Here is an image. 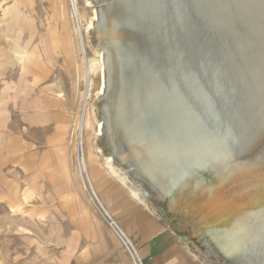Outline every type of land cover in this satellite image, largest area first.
<instances>
[{
    "label": "rangeland",
    "instance_id": "374dc122",
    "mask_svg": "<svg viewBox=\"0 0 264 264\" xmlns=\"http://www.w3.org/2000/svg\"><path fill=\"white\" fill-rule=\"evenodd\" d=\"M130 3L128 9L127 0H69L71 12L77 8L81 13L82 31H76L71 18V60H68L71 64V120L66 152L71 154L82 191L90 196L89 184L96 187L92 174L100 172L105 175L102 184L108 193L113 190L111 187L131 195V189H136L139 200L155 207L179 228L192 249L209 264H223V261L204 254L199 243L202 237L208 242L211 254L226 258L225 264H264V0H158L154 20L147 19L145 14L139 15L134 10L133 0ZM90 22L92 28H89ZM138 43L146 47V53L149 51V59L136 50ZM99 55L105 67L91 75L90 97L85 100L86 86L84 82L80 84L81 71L86 70V59H99ZM141 60L147 62L148 67ZM140 63L143 65L139 69ZM132 64L138 65V70L134 71L136 81L128 66ZM146 74L150 75L146 78ZM128 79L137 85V92ZM100 91L102 94L96 96ZM116 92L120 94L115 97L118 107L124 101L118 111L125 108L122 109L124 114L118 112V121L114 123L118 126L113 125V128L109 124L115 121L116 115L107 105V96L111 98ZM155 103L161 110L168 106L174 108L173 111L177 108L178 115L180 110L185 112L183 117L170 118L172 125L167 141L173 154L186 157L192 152L196 156V161L188 162L185 169L191 173L202 169L215 184L214 195L198 191L192 195L182 193L179 196L181 207L174 208L170 206L172 195L162 197L133 173L128 174V182H123L120 177L127 174L128 166L118 157L114 156L113 161L118 175L108 168L105 159L114 154L112 134L118 138L116 151L126 159L132 158L128 144L134 136L131 129L136 127V122L135 117H131L135 116L131 109L142 110L145 105ZM170 108L168 110L172 111ZM122 118L129 123H120ZM165 120L166 117L157 116L148 126L151 130L160 129ZM79 123L81 131H77ZM99 123L103 125L100 135L97 134ZM124 126L126 129L132 126L127 134ZM200 133H210L214 140L197 143L196 135ZM85 143L91 152L90 166L86 169L80 159L85 155ZM97 145L102 154H95ZM152 149L145 152L150 158L151 151L156 150ZM150 163L161 186L177 195L184 184L180 179V164L175 162L165 167L155 157ZM70 168V190L60 195L67 196L71 206ZM190 213L197 221L188 220ZM224 239L234 247L231 256L220 248L219 242Z\"/></svg>",
    "mask_w": 264,
    "mask_h": 264
},
{
    "label": "crops",
    "instance_id": "0c3cea01",
    "mask_svg": "<svg viewBox=\"0 0 264 264\" xmlns=\"http://www.w3.org/2000/svg\"><path fill=\"white\" fill-rule=\"evenodd\" d=\"M70 57L69 0H0V264H132L66 152ZM92 175L144 264H209L155 207Z\"/></svg>",
    "mask_w": 264,
    "mask_h": 264
},
{
    "label": "bare ground",
    "instance_id": "6f19581e",
    "mask_svg": "<svg viewBox=\"0 0 264 264\" xmlns=\"http://www.w3.org/2000/svg\"><path fill=\"white\" fill-rule=\"evenodd\" d=\"M131 2V0H127V5L125 6L126 8L128 7V9H130V7H129V4H131L130 3ZM242 2V1H241ZM236 5V4H235ZM132 6H134V5H132ZM229 6V5H228ZM133 9V8H132ZM245 9V8H244ZM129 11V10H128ZM125 12V11H124ZM132 12V11H131ZM129 14V13H128ZM126 15V14H125ZM129 15H131V14H129ZM128 15V16H129ZM127 16V17H128ZM130 17V16H129ZM71 18L74 20V22H75V29H76V31H78V32H81L82 31V21H81V13H80V11H79V9H77L76 8V11L74 10V11H72L71 12ZM131 18V17H130ZM129 18V19H130ZM127 20H128V18H126ZM125 22H127L126 20H124ZM132 21V20H131ZM130 24H132L131 22H130ZM125 25V24H124ZM126 26V25H125ZM93 27V23L92 22H90V24H89V28H92ZM231 29V28H230ZM227 31V30H226ZM121 32H123V31H121ZM103 33H105L103 30H101V34H99V35H101V36H103V38H105L104 37V35H103ZM124 33V32H123ZM126 33H127V31H126ZM119 34V33H118ZM129 35V34H128ZM223 35V34H222ZM229 35V34H228ZM115 37H116V35H114ZM118 36V35H117ZM124 36V35H123ZM127 36V35H126ZM131 36V35H130ZM100 37V36H99ZM101 38V37H100ZM218 38V37H217ZM222 42V41H221ZM80 43V42H79ZM101 44H103L104 45V42H102ZM98 58L99 59H91L90 61H89V59L87 60L86 59V70H84V71H81L83 74H82V77H80V84H82L83 82L85 83V86H86V91H84L83 92V95H84V98H85V100H88L89 99V97H90V92H91V75L92 74H95L97 71H99L100 69H102L103 67H105L102 63H101V61H100V59H101V55H99L98 56ZM135 58V57H134ZM142 61V63L146 66V67H148V63L146 62V63H144V61L143 60H141ZM131 62V61H130ZM133 62H134V60H133ZM104 63V62H103ZM132 63V62H131ZM130 63V64H131ZM134 64H136V61L134 62ZM143 64H141L140 63V65H139V69H140V66H142ZM158 64V63H157ZM222 64V63H221ZM79 66V65H78ZM129 66V68L131 69V70H133V72L135 71L136 72V69L138 70V65L135 67L133 64L130 66V65H128ZM144 69V68H143ZM151 70V69H150ZM140 71V70H139ZM139 71L137 72V73H139ZM80 72V71H79ZM128 72H130L129 71V69H128ZM132 72V71H131ZM130 72V73H131ZM135 72L134 73H132V76H133V78H134V81H136L135 79L137 78L136 77V74H135ZM148 73V72H147ZM140 74V73H139ZM150 74H146V78L149 76ZM131 76V75H130ZM128 77V76H127ZM126 77V78H127ZM161 77V76H160ZM139 78H141L142 79V77H140V75H139ZM127 80V79H126ZM129 80V79H128ZM133 80V79H132ZM137 80H138V78H137ZM143 81H144V78H143ZM143 81H142V83H143ZM223 81V80H222ZM131 81L129 80V83H130ZM138 82V81H137ZM136 82V83H137ZM123 83V82H122ZM132 84H134L133 82H131ZM141 83V84H142ZM176 83V82H175ZM131 84V85H132ZM154 84V83H153ZM125 85V84H124ZM127 85V84H126ZM172 85V84H171ZM134 86H135V92H137V85L136 84H134ZM141 86V85H140ZM143 86H145V85H143ZM127 87V86H126ZM132 87H133V85H132ZM142 87V86H141ZM152 87V86H151ZM226 87V86H225ZM124 88V87H123ZM122 88V89H123ZM131 87H129V90H131V92H132V90L133 89H130ZM144 88V87H143ZM139 89H140V87H139ZM145 89H147V88H145ZM171 89V88H170ZM173 89V88H172ZM123 90H125V89H123ZM129 90H127V91H129ZM141 90V89H140ZM145 91V90H144ZM143 91V92H144ZM173 91V90H172ZM175 91V90H174ZM121 93L122 92H124V91H120ZM134 92V91H133ZM141 92V91H140ZM141 93V96L140 97H142L143 95L142 94H144V93ZM149 92V91H148ZM150 92H152V91H150ZM149 92V93H150ZM155 92H157V91H155ZM154 92V93H155ZM171 92V91H170ZM169 92V93H170ZM261 92V91H260ZM117 93L118 92H116V94L114 95V96H112L111 98H109V96H107V105H108V107L113 111V113H115V118L113 119V120H115V121H112V123L111 124H109L111 127H113V125H116V124H114L115 122H117L118 120V112H120V114L122 115V109L123 108H125V107H122V109H120V111H118V108L120 107L121 108V106H122V104L124 103V101L121 103V101H120V103L121 104H119V107H118V103L116 102V100L117 99H115V97H116V95H117ZM124 93H126V91L124 92ZM178 93V92H177ZM100 94H102V92L100 91L99 93L97 92V94H96V96H98V95H100ZM119 94V93H118ZM123 94V93H122ZM121 94V98L123 97V95ZM147 93H145V95H146ZM166 94H168V93H166ZM165 94V95H166ZM133 95H134V93H133ZM86 96V97H85ZM118 96V95H117ZM119 96H120V94H119ZM118 96V97H119ZM150 96V95H149ZM153 96V93H152V95H151V97ZM155 96V95H154ZM153 96V97H154ZM156 96H157V94H156ZM175 96V95H174ZM248 96V95H247ZM126 97V96H125ZM158 97H160V95L158 96ZM158 97H155V99H157ZM166 97H169V96H167L166 95ZM165 97V98H166ZM120 98V99H121ZM132 98H135V97H133L132 96ZM144 98H146V97H144ZM143 98V99H144ZM161 99H162V97H160ZM159 98V99H160ZM171 98V97H170ZM119 99V100H120ZM124 98H122V100H123ZM154 99V98H153ZM154 99V100H155ZM159 99H157V100H159ZM160 99V100H161ZM168 99V98H167ZM180 99V98H179ZM132 100H135V99H132ZM146 100H148V99H146ZM166 100V99H165ZM168 100H170V99H168ZM140 101H141V99H140ZM144 101V100H143ZM162 101V100H161ZM146 102H148V101H146ZM162 102H165V101H162ZM172 102V101H171ZM126 103V102H125ZM136 103V102H135ZM134 103V104H135ZM151 103H152V100H151ZM166 103V102H165ZM167 103L169 104V101H167ZM166 103V104H167ZM180 103V102H179ZM178 103V104H179ZM223 103H225V102H223ZM131 104V103H130ZM162 104V103H161ZM165 104V105H166ZM121 105V106H120ZM127 105V104H126ZM146 105H148L147 103H146ZM144 106V108H142V107H140V108H142V110H137V109H131V111H133V114L135 115V116H131V117H135V119H134V121L136 122V127L134 128V129H131V130H134V136H133V138H130V141H129V144H128V147H129V150H130V154H132L131 156H132V158H130V159H126V156L125 155H121L120 153H118L117 151H116V146H117V136H113V134H112V137H113V144L112 145H114V154L112 155V156H109V157H106V159H105V161H106V164L109 166L108 168H110L112 171H113V173L114 174H116V175H118V172L116 171V169H115V167H114V165H113V161H114V156H116V157H118L122 162H124V163H126L127 164V166H128V170H127V174L124 176V177H120V179L123 181V182H125V180L126 179H128V174L129 173H133L142 183H144V184H146L148 187H150V188H152V189H154L159 195H161L162 197H164L166 194H170V195H172V201H171V205H172V207H174V208H180L181 207V202H182V200L179 198V196L182 194V193H186V195H192V193H194V192H196V191H198V192H200V193H207V196H210L211 194H213L214 193V191L216 190L215 188V184L213 183V181L207 176V175H205V174H203L201 171H202V169H201V171L199 170V171H196V172H193V173H191V172H188L185 168V166L186 165H188V162H190L191 163V161L192 160H195L196 161V156L192 153V152H190V153H188V155L186 156V157H180V156H177V154H173L172 153V151H171V149H170V146H169V143H168V138H169V136H168V134H169V130H170V125H172L171 123V121H170V118L172 117H177V116H179V117H183L182 116V114L183 115H185V112H181V110H180V114L178 115V111H176V107H178V106H180V105H178V106H176L175 108V112L172 110V109H174V108H170L172 111H170V110H168L169 108H167V107H165L164 106V109L163 110H161V108H158L157 107V105H156V103L152 106V104H151V106ZM150 105V104H149ZM171 105H172V103H171ZM132 106V105H131ZM133 106H135V105H133ZM139 106H141V105H139ZM162 106V105H161ZM170 106V105H169ZM223 106V105H222ZM152 107V108H151ZM163 107V106H162ZM173 107V106H172ZM181 107V109H184V107L182 108V106H180ZM128 109V108H127ZM127 109H125V110H127ZM189 109V108H188ZM129 110V109H128ZM191 110V109H190ZM182 111H185V110H182ZM122 112V113H121ZM170 112H172V113H170ZM177 112V113H176ZM126 113V112H125ZM129 113H131V112H129ZM128 113V114H129ZM177 115H176V114ZM191 113V112H190ZM124 114V113H123ZM173 115V116H172ZM190 115V114H189ZM127 116V115H126ZM128 116H130V115H128ZM157 116H162V117H166V120H165V122H162V124H161V130L158 128V129H154V130H151L150 128H149V126H148V123L149 122H152ZM120 117V116H119ZM82 118V117H81ZM84 118V117H83ZM124 118H122V120L120 121V123L123 121V122H126V121H124L123 120ZM129 119V118H128ZM128 119H127V121H128ZM120 120V119H119ZM131 120V119H130ZM129 120V121H130ZM184 120V119H183ZM81 123V122H80ZM80 123H79V125H78V127H77V131H81V126H80ZM129 123V122H128ZM127 122L125 123L126 125L128 124ZM124 124V125H125ZM98 126V125H97ZM102 124L101 123H99V127H98V131H97V134L98 135H100L101 134V132H102ZM116 126H118V125H116ZM121 126H123L122 124H121ZM111 127H109V128H111ZM130 127H132V126H130ZM129 127V128H130ZM114 128V127H113ZM118 127H116L115 129H117ZM127 128H128V126H127ZM128 128V129H129ZM155 128H156V126H155ZM119 129V128H118ZM126 129V127L124 126V128H123V130H125ZM128 129H126L125 131L126 132H124V131H122V129H120L121 131H122V133L124 132V133H126L127 134V132H128ZM73 130V129H72ZM75 130V129H74ZM119 130V131H120ZM131 130H129V132L131 131ZM158 130V131H157ZM118 130H116V132H117ZM219 131V130H218ZM113 132H114V129H113ZM73 133V132H72ZM115 133V132H114ZM120 133V132H119ZM119 133H116V134H119ZM130 134V133H129ZM133 134V133H132ZM160 134V135H159ZM110 135V134H109ZM128 136H130V135H128ZM132 136V135H131ZM196 138H197V143H208V142H210V141H212V139L214 140V138H213V136L210 134V133H200V134H197L196 135ZM222 139V138H221ZM238 139V138H237ZM72 140V139H71ZM165 140V141H164ZM264 140V139H263ZM73 141V140H72ZM127 141V140H126ZM154 141V143L156 144L155 146H153L152 144H151V142H153ZM86 142H87V138H86ZM112 143V142H111ZM128 143V142H127ZM153 143V144H154ZM220 143V142H219ZM219 143L218 144H216V145H218L219 147H220V145H219ZM262 143H264V142H262ZM213 144V143H212ZM220 144H222V143H220ZM258 145H260V144H258ZM227 146V145H226ZM251 146V145H250ZM257 148H258V146H256ZM153 148V149H152ZM154 148L156 149L154 152L153 151H151L153 154H152V160H153V158L155 157V159H157V160H159V161H161L164 165H165V167H168L170 164H173V163H177L178 162V164H180V166H181V169H182V173L180 174V179L182 180V183L184 182V184H183V186H182V189L180 190V192L176 195L175 194V192H173V191H171V190H168V189H166L164 186V188L161 186V184H160V181H158L156 178H155V173H154V171H153V167H152V163H150L152 160H150L151 158L149 157V156H147L148 154H145V152L147 151H150L151 149L152 150H154ZM218 148V147H217ZM248 148V147H247ZM255 148V147H254ZM203 149V148H202ZM249 149V148H248ZM194 150V149H193ZM248 151V150H247ZM255 151V150H254ZM84 152H85V155H82V157L80 156V159H81V163H82V165L84 166V169H86L87 168V166L89 167L90 166V155H91V152L89 151V148H88V145L85 143V148H84ZM249 152V151H248ZM253 152V151H252ZM254 153V152H253ZM256 153V152H255ZM95 154H102V150H101V148L97 145L96 146V151H95ZM105 156V155H104ZM154 156V157H153ZM129 158V157H128ZM116 159V158H115ZM200 159V158H199ZM210 161V160H209ZM183 162V163H182ZM200 162L202 163L203 161H201L200 160ZM213 162H215V161H213ZM193 163H194V161H193ZM177 164V165H178ZM199 164V163H198ZM202 164H206V163H202ZM201 164V165H202ZM208 164V163H207ZM200 165V164H199ZM193 166V165H192ZM198 166V165H197ZM206 167H207V165H206ZM188 168V167H187ZM204 168V167H203ZM124 169V168H123ZM190 169V168H189ZM207 169V168H206ZM121 171V170H120ZM123 171V170H122ZM184 171V172H183ZM120 173V172H119ZM121 175V174H120ZM123 175V174H122ZM132 175V174H131ZM130 177V176H129ZM132 177V176H131ZM127 181V180H126ZM128 182V181H127ZM139 185V184H138ZM162 187V188H161ZM212 190H213V193H212ZM131 191H132V193H133V195L136 197V198H138L139 197V193H138V191L136 190V189H131ZM214 195V194H213ZM206 196V197H207ZM188 197V196H187ZM191 199V198H190ZM188 200H189V198H188ZM206 200V199H205ZM189 207V206H188ZM185 209V208H184ZM183 212V211H182ZM190 212V211H189ZM191 214V213H190ZM197 216V215H196ZM188 220H190V221H197V217H195V216H193V214H191L189 217H188ZM225 240V239H224ZM228 242L227 240H225V241H221V242H219V245H220V248L222 249V251L225 253V254H227V255H230L231 256V249H234V247H230L228 244H226V243ZM218 257H220V255H218Z\"/></svg>",
    "mask_w": 264,
    "mask_h": 264
},
{
    "label": "built area",
    "instance_id": "2783aa9c",
    "mask_svg": "<svg viewBox=\"0 0 264 264\" xmlns=\"http://www.w3.org/2000/svg\"><path fill=\"white\" fill-rule=\"evenodd\" d=\"M89 193L93 204L95 205L96 210L104 218L106 226L113 232L118 241L121 243L122 247L125 249L129 256V260L132 264H144V261L141 257L140 249L137 245L127 236L120 224L110 216L107 210L104 208L102 203L99 201L95 194L94 188L89 184Z\"/></svg>",
    "mask_w": 264,
    "mask_h": 264
},
{
    "label": "water",
    "instance_id": "95a60500",
    "mask_svg": "<svg viewBox=\"0 0 264 264\" xmlns=\"http://www.w3.org/2000/svg\"><path fill=\"white\" fill-rule=\"evenodd\" d=\"M133 2H134V5H135L134 6L135 7L134 10L137 11L139 15L140 14H142V15L145 14V16H147V19L149 17L152 18L153 20L156 19L158 0H133ZM136 50L139 52V54H141L143 56L146 54L145 55L146 58L149 59L150 53H149V51H147V53H146L145 50H147V49H146V47H144V45H142V43H138ZM170 206H172V205H170ZM199 243L201 244V246L203 248L204 254L212 255L216 259L223 261V264H225L224 263V261L226 259L225 257H221V256L217 257V256H215L214 254H211L208 251V242L205 240L204 237L200 238Z\"/></svg>",
    "mask_w": 264,
    "mask_h": 264
}]
</instances>
